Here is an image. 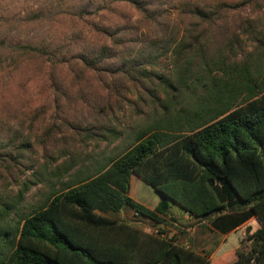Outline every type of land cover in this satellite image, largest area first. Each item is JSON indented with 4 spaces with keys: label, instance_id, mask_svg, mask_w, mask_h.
<instances>
[{
    "label": "trees",
    "instance_id": "16d2710c",
    "mask_svg": "<svg viewBox=\"0 0 264 264\" xmlns=\"http://www.w3.org/2000/svg\"><path fill=\"white\" fill-rule=\"evenodd\" d=\"M259 1L0 0V264H212L171 204L225 237L212 260L264 264V71L236 58Z\"/></svg>",
    "mask_w": 264,
    "mask_h": 264
},
{
    "label": "rangeland",
    "instance_id": "374dc122",
    "mask_svg": "<svg viewBox=\"0 0 264 264\" xmlns=\"http://www.w3.org/2000/svg\"><path fill=\"white\" fill-rule=\"evenodd\" d=\"M223 1L230 5L241 2V0ZM259 3L261 5L257 4L255 7L245 6L243 9H241V11L237 12V18L239 19V22L240 19H250L251 21L253 20V24L257 27V29L259 31H264V1H259ZM239 37L242 42L236 47V49H238L236 58H241L243 55H254L259 58V67L261 69V72L264 71V50L254 49L256 42H252L251 39H249V36L246 35V33H244V35L240 34ZM218 40L220 42V39ZM216 45L217 41L215 39V43L213 41V49L216 48ZM104 147L105 145H102V149ZM93 148L89 147L87 151L91 152ZM58 151H62L61 146H49L48 153H52L54 156H58ZM24 180L25 177L21 176L20 181ZM9 189H11V195L15 194L19 189L18 183H14L11 181ZM36 191L37 188L32 189L29 192L26 198V203L30 204L32 203V201H35L37 199L38 192ZM129 197L148 209H154L158 202L163 198L162 195L153 187L143 182L136 176L131 177ZM110 216L130 223L143 230L144 232L151 233L153 231V226L148 220L135 217V215L131 211H129L128 208L124 209L122 213L116 216ZM168 216L170 219H174L176 221L175 223L169 222L171 223V225L165 228L169 238L175 237V239H178L181 243H188L192 245L199 253L202 252L203 255H207L212 264H232L234 262L235 257L233 253H229L219 259L212 260V256L220 246V244L223 242L225 238L224 236L215 231L201 230L195 222L191 221L188 217H185L183 212L176 205L171 204V208L168 211ZM181 233H186V236L182 235Z\"/></svg>",
    "mask_w": 264,
    "mask_h": 264
},
{
    "label": "crops",
    "instance_id": "0c3cea01",
    "mask_svg": "<svg viewBox=\"0 0 264 264\" xmlns=\"http://www.w3.org/2000/svg\"><path fill=\"white\" fill-rule=\"evenodd\" d=\"M184 214V213H183ZM185 217H187L185 214H184Z\"/></svg>",
    "mask_w": 264,
    "mask_h": 264
}]
</instances>
